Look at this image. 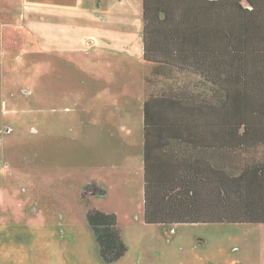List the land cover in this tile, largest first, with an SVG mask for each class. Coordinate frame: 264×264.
Wrapping results in <instances>:
<instances>
[{
	"label": "rangeland",
	"instance_id": "1",
	"mask_svg": "<svg viewBox=\"0 0 264 264\" xmlns=\"http://www.w3.org/2000/svg\"><path fill=\"white\" fill-rule=\"evenodd\" d=\"M112 1L103 21L88 12L87 0L41 6L30 0L31 7L28 0H0V6L11 5L4 13L0 8V264H264V223H147L138 176L127 183L121 174L119 182L112 178L108 166L125 152L135 162L141 134L134 103L142 93L143 62L141 68L138 58L99 48L38 46V37L45 39L38 34L41 13L57 17L67 33L72 24L82 33L101 32L105 26L117 29L124 24L121 15L128 16L116 6L123 1ZM130 1L126 11L137 14L143 0ZM127 19L139 26V17ZM26 29L32 35L23 40ZM151 78L174 94L207 97L201 78L172 66L156 65ZM114 90L133 99L132 119L120 124L123 137L132 129L123 153L107 130L119 119ZM200 155L237 175L247 162H264V145ZM95 178L108 182V197L85 192ZM92 209L117 212L129 249L112 263L105 262L89 222Z\"/></svg>",
	"mask_w": 264,
	"mask_h": 264
},
{
	"label": "trees",
	"instance_id": "2",
	"mask_svg": "<svg viewBox=\"0 0 264 264\" xmlns=\"http://www.w3.org/2000/svg\"><path fill=\"white\" fill-rule=\"evenodd\" d=\"M143 21L147 61L198 74L222 91L221 104L183 107L187 116H200L185 125L198 135L191 136L194 146L248 151L264 145V0H143ZM205 158L207 167L180 173L151 166L148 151L146 222L264 223V162H247L230 175ZM88 219L104 260L128 251L116 213L92 209Z\"/></svg>",
	"mask_w": 264,
	"mask_h": 264
},
{
	"label": "crops",
	"instance_id": "3",
	"mask_svg": "<svg viewBox=\"0 0 264 264\" xmlns=\"http://www.w3.org/2000/svg\"><path fill=\"white\" fill-rule=\"evenodd\" d=\"M52 1L53 0H39V6L48 2L53 4ZM120 1L123 2H119V4L116 5L117 7H121V9H119V14H128V16L121 15L122 17H120V21H122L124 24L117 27V29L106 26L104 28L102 27L101 32L87 31L82 33V31H80L75 24H72L70 28L71 32L67 33L66 31H63V24L57 17H44V14L41 13L42 16H40L38 34L39 36H44L45 39L38 37V46L40 49L46 51L53 49L56 50L57 47H63L66 45L73 47L67 48L68 50L72 51H75V47L77 49L92 47L102 49L105 51V53L117 54L118 56L124 57H135L141 60L140 65L141 68L145 67V73L141 76L139 82L141 84L142 90L141 96L134 103V105H137L139 109L140 127H138V130L141 134L138 141V150L134 158L135 162L132 161L134 156L125 152V157L121 161H113V163H111V165L108 167L115 171L112 172V178L117 179L118 182L119 174L123 176L126 183L127 181L132 182L133 176L137 175L138 177L136 178L141 184V188L143 189L145 197L146 158L148 151L151 166L153 167L157 165L160 168H164L165 170L176 168V171H179L180 173H183V170L185 172H189V168L192 167H207L206 158L204 156L201 157L200 155V152H204L206 148L200 146V144H196L194 146L193 141L196 140H192L191 136L194 135L198 138V135L194 134V132L193 134L188 133V131L191 129L185 126L192 120L199 121V113H190L187 116V113H185L183 107L186 106L191 108L195 106L193 103L200 104L202 102H208L214 105L221 104L223 101V95L221 90L217 89L212 84L205 82L200 75L190 72L187 73L201 78V80L207 84L205 85L207 93L204 94V96H209V98L206 97V99L202 100L200 98L189 97L187 95H177L173 93L171 88L162 89L159 87V81L157 79L152 82L154 79L151 77L154 74L155 66L160 65V63L147 61L144 57L143 7L137 11V14L135 13V10L129 13L126 11V8H129L131 1ZM28 2L29 6L30 0H28ZM111 2L113 1L107 0L105 4L103 0H87V2L84 3L85 5L91 4L92 10L86 11L93 12V14L99 15L100 18H104L103 21H107L109 16L105 14V12L108 13L107 9H109ZM114 3L116 4V2ZM5 5L6 4H2V6H0V8L4 10L3 13L11 6ZM29 7H31V5ZM42 12L45 13V11ZM128 17L132 20L139 17V26L137 27L135 25V27H133L131 21L127 19ZM13 33L14 31L11 32V34ZM21 33L23 40L29 39L32 35L29 29H26L25 32ZM142 62L144 64L143 67ZM0 66V73H2L1 75L3 77V64L1 61ZM156 88H161L163 91H159V89ZM111 93H113V96H115L114 101L116 104L114 108L119 119L114 120L116 121L115 124L113 121H111L108 124L107 130L112 136L116 138V144H118L119 150L122 152V150H125L126 146L128 145L127 137H129V134L132 133V129L129 128L123 137L121 135L122 130L120 128V124L129 122L132 119L130 116L133 99L127 94L119 95L115 90ZM127 109H129L128 114ZM1 113L2 112H0V114ZM0 116H3V114ZM127 117H130V119ZM147 121L149 122V130H147ZM213 164L214 167H217L214 161ZM174 174L176 175L177 172L170 173L172 177ZM90 185L99 187L102 190L99 192L101 196L108 197L110 195V186L108 182L98 181L95 178L94 181L89 182L86 186ZM172 224L179 223H169L164 225Z\"/></svg>",
	"mask_w": 264,
	"mask_h": 264
},
{
	"label": "flooded vegetation",
	"instance_id": "4",
	"mask_svg": "<svg viewBox=\"0 0 264 264\" xmlns=\"http://www.w3.org/2000/svg\"><path fill=\"white\" fill-rule=\"evenodd\" d=\"M105 262H107V261L105 260ZM107 263H112V262H107Z\"/></svg>",
	"mask_w": 264,
	"mask_h": 264
}]
</instances>
